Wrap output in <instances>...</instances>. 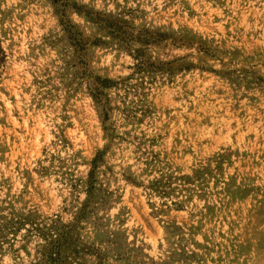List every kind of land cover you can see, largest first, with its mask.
Wrapping results in <instances>:
<instances>
[{"label": "rangeland", "instance_id": "1", "mask_svg": "<svg viewBox=\"0 0 264 264\" xmlns=\"http://www.w3.org/2000/svg\"><path fill=\"white\" fill-rule=\"evenodd\" d=\"M20 252L264 259V0H0V264Z\"/></svg>", "mask_w": 264, "mask_h": 264}, {"label": "clouds", "instance_id": "2", "mask_svg": "<svg viewBox=\"0 0 264 264\" xmlns=\"http://www.w3.org/2000/svg\"><path fill=\"white\" fill-rule=\"evenodd\" d=\"M86 2V0H85ZM107 131V130H106ZM49 139H52V137L50 136ZM103 146V142L101 141V143L97 144V147L100 148ZM107 149L105 148L104 151H106ZM103 158V151L98 153V160H102ZM7 247V246H6ZM23 259L22 261H18V264H29V258L27 256L24 255L23 252H20L19 254ZM262 256H264V253L261 254ZM3 264H10L8 257L4 258ZM248 264H256V262L254 260H249ZM259 264H264V259H261L259 261Z\"/></svg>", "mask_w": 264, "mask_h": 264}]
</instances>
